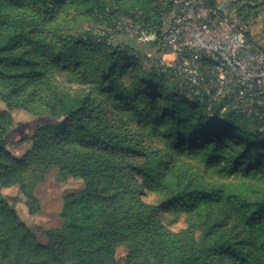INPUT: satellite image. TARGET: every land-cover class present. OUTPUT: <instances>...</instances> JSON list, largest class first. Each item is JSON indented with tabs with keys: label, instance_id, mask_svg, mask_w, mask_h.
I'll use <instances>...</instances> for the list:
<instances>
[{
	"label": "trees",
	"instance_id": "1",
	"mask_svg": "<svg viewBox=\"0 0 264 264\" xmlns=\"http://www.w3.org/2000/svg\"><path fill=\"white\" fill-rule=\"evenodd\" d=\"M106 8V0H0V88L48 110L21 139L32 142L21 159L5 150L11 126L0 114V187L23 184L39 163H63L87 183L68 197L61 213L67 224L50 231L46 245L0 201V264H113L120 245L129 249L128 264L144 250L148 264H264V138L241 141L230 127L203 123L198 103L168 92L162 75L120 64L115 51L69 33L81 18L98 21ZM53 73L77 93L59 90ZM133 119L161 151L145 154L137 135L116 125ZM132 154L142 163L115 175V159ZM200 156L204 175L172 174L182 160ZM212 170L214 184L205 175ZM144 191L165 198L149 205ZM167 211L186 215L187 230L166 232L159 218Z\"/></svg>",
	"mask_w": 264,
	"mask_h": 264
},
{
	"label": "rangeland",
	"instance_id": "2",
	"mask_svg": "<svg viewBox=\"0 0 264 264\" xmlns=\"http://www.w3.org/2000/svg\"><path fill=\"white\" fill-rule=\"evenodd\" d=\"M106 1L107 8L103 17L98 21L81 18L71 31L68 30L69 33L81 36L85 43L92 42L100 45L99 47L104 51H115L120 64L124 60L130 61L144 74L162 75L163 84L168 92L181 91L180 96L183 99L198 103L200 106L198 114L203 118V123L230 127L231 132L241 141L256 134L264 138V102H260L261 99L259 102L257 100L245 102L236 96L234 88L229 87L230 85H224L220 89L216 74L206 62L200 66L203 82H199L198 85L191 84L186 78L180 79L174 72H164L163 52L155 53L157 41L155 39L145 42L141 40L152 34L156 37L160 34L164 23L160 26L163 13L168 12L167 18L169 13H182L179 6L180 0ZM169 3H171L170 10ZM143 8L147 11V15L143 13ZM187 13L194 14H189L182 21V27L193 29L194 25L198 28L200 23H208L209 34L213 39L222 35L224 37L233 35V30L238 29L249 51L258 50L264 55V0H193L192 11ZM187 22H190V26H186ZM143 25L148 31H143L144 35L141 31L145 30ZM51 40L54 39L51 38ZM245 58L255 59L249 53ZM259 58V56L256 57V59ZM170 59L166 58L167 61ZM128 77V75L125 76L124 81L129 82L130 77ZM51 80L65 94L77 93V88L68 85L64 77L53 73ZM157 105L163 107L162 101L159 100ZM140 109L146 112V104L141 103ZM47 113L48 110L44 105L28 102L23 98L15 99L8 90L0 88V114L7 115L11 126L7 135L8 144L5 146L10 158L21 159L32 149V142H23L21 139L26 138L33 122ZM118 123L116 125L125 131V135H137L135 138L138 140V146L145 154L161 151V145L158 142L142 136L147 130H137L134 119ZM143 159L134 154L116 158V167L119 170L115 175H129L130 173L127 172L131 170V166L140 165ZM128 164L130 166H127ZM205 164L206 156H200L195 160H182L176 167L177 172L172 174L178 175V172L184 171L187 175H204ZM64 167L63 163L35 164L26 173L23 184L0 187V201L15 210L19 220L42 245L48 244L50 231L60 230L66 226V220L61 217L65 203L69 196L84 191L87 184L84 178L68 174ZM205 175L210 183L219 182L214 177L215 171H208ZM164 198L165 194L161 191H144L142 201L157 206L163 202ZM159 222L166 232L172 234L184 232L191 224L186 215L172 211L162 213ZM129 253L126 246H117L113 264H128L126 257ZM146 255L147 251L144 250L142 258H138L134 264H148Z\"/></svg>",
	"mask_w": 264,
	"mask_h": 264
},
{
	"label": "built area",
	"instance_id": "3",
	"mask_svg": "<svg viewBox=\"0 0 264 264\" xmlns=\"http://www.w3.org/2000/svg\"><path fill=\"white\" fill-rule=\"evenodd\" d=\"M179 6L182 13H169L158 39L154 34L141 39L157 41L155 53L163 52V71L174 72L180 79L186 78L198 85L203 82L200 66L206 62L216 74L220 89L230 85L242 101L259 102L261 99L260 102H264V55L258 50L250 52L238 29L233 30V35L213 39L208 23H200L198 28L194 25L193 29L182 27V21L194 14L187 13L192 11L193 0H180ZM197 18L200 19L199 15ZM186 26H190V22ZM144 28L142 35L143 31L148 32L143 25ZM248 53L255 59H246ZM258 56L260 58L256 59Z\"/></svg>",
	"mask_w": 264,
	"mask_h": 264
},
{
	"label": "water",
	"instance_id": "4",
	"mask_svg": "<svg viewBox=\"0 0 264 264\" xmlns=\"http://www.w3.org/2000/svg\"><path fill=\"white\" fill-rule=\"evenodd\" d=\"M223 8V4L221 5V9Z\"/></svg>",
	"mask_w": 264,
	"mask_h": 264
},
{
	"label": "crops",
	"instance_id": "5",
	"mask_svg": "<svg viewBox=\"0 0 264 264\" xmlns=\"http://www.w3.org/2000/svg\"><path fill=\"white\" fill-rule=\"evenodd\" d=\"M170 58V57H169Z\"/></svg>",
	"mask_w": 264,
	"mask_h": 264
}]
</instances>
